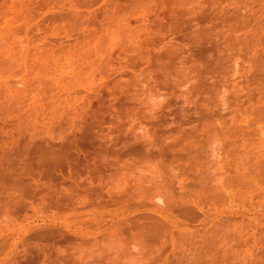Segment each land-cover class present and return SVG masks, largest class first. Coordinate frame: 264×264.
Returning <instances> with one entry per match:
<instances>
[{
  "label": "rangeland",
  "instance_id": "374dc122",
  "mask_svg": "<svg viewBox=\"0 0 264 264\" xmlns=\"http://www.w3.org/2000/svg\"><path fill=\"white\" fill-rule=\"evenodd\" d=\"M0 217V264H264V0H0Z\"/></svg>",
  "mask_w": 264,
  "mask_h": 264
},
{
  "label": "bare ground",
  "instance_id": "6f19581e",
  "mask_svg": "<svg viewBox=\"0 0 264 264\" xmlns=\"http://www.w3.org/2000/svg\"><path fill=\"white\" fill-rule=\"evenodd\" d=\"M118 22H119V21H118ZM121 22H122V21H121ZM122 23H123V22H122ZM120 24H121V23H120ZM111 25H112V24H111ZM111 25H110V27H111ZM118 25H119V24H118ZM122 25H123V24H122ZM124 25H125V24H124ZM114 26H115V27H114L115 30H112L113 28L111 29L112 31H109V32H108V30H106L108 33H110V35L112 34V35H111V39H112V36H114V37L117 36L116 33L119 32V29H117V27L119 28V26H116V24H115ZM120 28H121V26H120ZM140 28H141V27H140ZM124 29H125V28H124ZM129 29H130V28H129ZM109 30H110V29H109ZM121 30H123V29H121ZM137 30H138V29H137ZM127 31L129 32L130 30H127ZM122 32L125 33L124 30H123ZM130 32H131V31H130ZM108 33H106V35H107ZM124 33H123V34H124ZM126 33H127V32H126ZM133 34H134V33H133ZM108 35H109V34H108ZM110 35H109V36H110ZM125 35H126V34H125ZM127 35H128V34H127ZM137 35H138V34H137ZM137 35H136V36H137ZM128 36H129V35H128ZM132 36H133V35H132ZM136 36H135V37H136ZM130 37H131V36H130ZM126 38H127V36H126ZM133 39H134V38H133ZM131 40H132V39H131ZM110 41H111L112 44H113V41H112V40H110ZM103 43H104V42H103ZM108 43H109V41H108ZM108 43H106V44H108ZM101 44H102V43H101ZM112 44L109 43L108 45H112ZM95 46H96V44H95ZM101 47L103 48V45H102ZM107 47H108V46H107ZM107 47H106V48H107ZM99 49H100V48H99ZM99 49H98V51H99ZM103 50H104V49H103ZM96 51H97V50H96ZM88 54H89V53H88ZM94 54H95V53H94ZM96 54H97V52H96ZM98 54H99V53H98ZM92 56H93V54H92ZM99 56H100V55H99ZM103 57H104V55H103ZM89 58H90V55H89ZM95 58H97V57H95ZM90 61H91V60H90ZM90 61H88V62H90ZM94 62H95V61H94ZM92 63H93V62H92ZM90 64H91V63H90ZM89 73H90V72H89ZM82 74H83V73H82ZM84 79H85V77H84ZM69 94H70V93H69ZM69 94H68V95H69ZM68 95H65V96H67V98H68ZM150 95L152 96V94H150ZM72 96H73V94H72ZM59 98H60V97H59ZM63 98H64V96H63ZM78 98H79V97H78ZM149 98H150V97H149ZM65 99H66V98H65ZM72 99H73V98H72ZM57 100H58V99H57ZM57 100H55V101H57ZM77 100H78V99H77ZM77 100H76V101H77ZM73 101H75V100H73ZM76 101H75V102H76ZM69 102H70V101H68V103H69ZM51 103H52V101H51ZM68 103L65 102L66 105H68ZM56 104H57V103H56ZM65 104H64V105H65ZM72 104H73V102H72ZM72 104H71V107H72ZM53 105H54V104H53ZM58 105H60V104H58ZM58 105H57V106H58ZM61 105H62V104H61ZM64 105H63V106H64ZM50 106H51V104H50ZM55 106H56V105H55ZM68 106L70 107V105H68ZM68 106H67V107H68ZM67 107H66V108H67ZM69 107H68V108H69ZM73 107H74V106H73ZM73 107H72V108H73ZM43 108H46V107H43ZM63 108H64V107H63ZM66 108H64L63 111H64ZM35 110H37L36 112H38V111L42 110V108H41L40 110H39V108H37V109H35ZM35 110H32V111H35ZM58 110H59V109H58ZM45 111H46V110H45ZM45 111L42 110L43 114L45 113ZM51 111H52V110H51ZM51 111H49V112H51ZM71 111H72V110H71ZM40 112H41V111H40ZM46 112H47V111H46ZM52 112L55 113L54 110H53ZM59 112L61 113V111H58L57 113H59ZM28 113H31V112H28ZM53 113H50V114H49V113H46V114L44 115V117L42 118V120H41V121H42V124L46 123V122H45L46 119L49 118L50 115L53 114ZM71 113H72V112H71ZM73 113H74V112H73ZM31 114H32V113H31ZM33 114H34V112H33ZM43 114H42V115H43ZM29 115H30V114H29ZM45 127H46V126H45ZM33 128H35V127H33ZM40 128H41V127H40ZM45 129H46V128H45ZM57 154H59V155L61 154V156H62L63 153L61 152V153H57ZM59 155H58V156H59ZM61 156H60V157H61ZM242 174H244V175L247 176V174H245V173H242ZM242 174H241V175H242ZM249 174H250V173H249ZM249 174H248V175H249ZM244 175H242V176L244 177ZM254 175H255V174H254ZM254 175H249L248 177H250L251 180H254V179H253V178H254ZM246 176H245V177H246ZM245 177H244V178H245ZM156 195H157V194H156ZM159 196H160V195H159ZM159 196H158V197L156 196L157 199H160ZM158 201H159V200H158ZM38 212H39V211H38ZM0 219H1V217H0ZM4 220H5V219H4ZM6 221H7V220H6ZM0 222H2V221H0ZM5 223H6V222H5ZM5 223H4V224H5ZM8 224H9V223H8ZM14 224H15V223H14ZM109 225H110V224H109ZM15 226H16V225H15ZM8 227H9V226H8ZM14 229H15V228H14ZM10 230H11V229H10ZM10 230H9V231H10ZM6 232H7V231H6ZM1 233H2V232H1ZM113 235H114V234H113ZM109 238H110V237H109ZM113 238H114V237H113ZM114 239H115V238H114Z\"/></svg>",
  "mask_w": 264,
  "mask_h": 264
}]
</instances>
